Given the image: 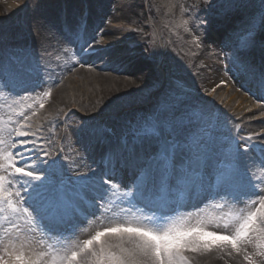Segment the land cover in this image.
I'll list each match as a JSON object with an SVG mask.
<instances>
[{
	"label": "snow or ice",
	"instance_id": "obj_1",
	"mask_svg": "<svg viewBox=\"0 0 264 264\" xmlns=\"http://www.w3.org/2000/svg\"><path fill=\"white\" fill-rule=\"evenodd\" d=\"M203 3L191 25L196 45L201 29L216 31L227 71L256 97L259 115L249 119H264V0ZM70 31L81 67L97 59L143 79L150 59L158 94L139 119L110 117L119 132L105 110L84 121L76 161L63 148L53 152L43 126L33 124L37 108L7 105V119L0 117V264H192L189 253L212 252L264 264V178L253 171L264 168V129L226 128L180 69L132 47L104 46L99 29L88 36L83 11ZM17 39L0 29V96L27 99L41 89L50 97L43 90L56 76L49 48L29 51ZM209 201L238 210L199 215Z\"/></svg>",
	"mask_w": 264,
	"mask_h": 264
},
{
	"label": "rangeland",
	"instance_id": "obj_2",
	"mask_svg": "<svg viewBox=\"0 0 264 264\" xmlns=\"http://www.w3.org/2000/svg\"><path fill=\"white\" fill-rule=\"evenodd\" d=\"M102 3L103 6L106 7V16L103 17V20L108 21V23L114 21L110 25V30H113L114 27L125 29L124 31H120V33H116L118 38L123 37V40L118 41L126 43L128 47L135 48L136 44L143 42L145 43L144 51L146 56H156L158 59L164 60L166 63L180 69L179 74L192 85L193 92H198V95L205 102H208V107L214 108V110L217 111L221 116L222 123L226 122V128H231L233 124H240L241 122L239 119L243 117L247 118L249 122L253 121L249 118L258 111L255 107L257 102L256 98L239 90L236 83H243V80L227 71V62L223 67L222 64H218V61L221 62V58H224L220 48L217 47L218 41H215L216 38H220L219 35L216 37L213 30L205 33L203 29H201L198 35L203 40V44L198 47L195 43L191 25L195 17L204 12L206 5H203V0H119V8L121 9L119 12L111 7L112 3L117 4L116 0H102ZM53 5L56 6V3H53ZM122 7L126 9L125 12L130 11L129 16H127L130 19L129 21L122 19L118 22L119 16L123 13ZM130 7H134L133 10ZM186 9H191V13H187L185 11ZM19 10L23 11L17 14L16 17H18V20L13 24L12 29L15 31L17 30V32L18 29L15 28H24V24L28 21H33L36 14L38 12L40 13L41 9L35 5L32 6L31 0L29 5ZM21 20L24 24L19 23ZM185 21H187V23H185ZM6 26L7 24L2 23L0 29L7 33L9 29H7ZM130 33L137 37L131 40V38H129L131 35ZM18 34L17 37L20 36V32H18ZM98 39L102 41L104 46L108 44L117 45L114 41L106 43L103 42V38L98 37ZM217 53L220 55L219 59L217 58ZM49 58H51V56ZM48 61H50L51 66H53L52 60ZM146 62L150 70L151 60H146ZM209 72L217 74L218 76L208 79L206 75L210 74ZM148 74L152 75L150 71H148L146 75ZM151 85L153 92L149 98L141 94L131 95L126 96L124 99L116 100L113 104H105L103 106L98 104L93 107H89L88 102L80 99L75 108L76 111L71 110L68 112L75 111V113H70L68 116L57 114L51 121L43 123L44 125L38 123V126H43V134L50 138L54 153L60 148H63L64 151L62 155L68 156L73 160L75 155L73 156V150L71 149L72 144L67 143V137L71 135L73 129L79 130L84 121L98 115L102 110L106 111V117H113L118 114L119 117L128 121L121 115L125 108L128 109L132 107L130 111L132 113L125 114L127 118H129L133 113L137 112L133 111L137 107L143 106L146 103L149 104L145 106H149L155 102L156 93L158 92L157 89L153 88V79L149 86ZM213 89H215V91H213ZM154 94L156 95L154 96ZM67 96L69 97V95ZM72 96L79 97L75 91H72ZM7 97L8 94L6 95L5 93L0 99V105L4 106L0 108V117H3L5 120L7 119V113L9 111L7 108ZM95 97H97V93ZM47 101L48 99L42 97L41 92H39L32 96L30 104L39 110V103L45 105ZM16 104H19L18 100ZM145 106L143 109L146 108ZM96 108L97 110H95ZM143 114L145 113H141L137 117L132 116L129 121L139 119ZM241 114L243 115L241 116ZM256 115H258V113ZM261 129H264V125L253 132H258ZM78 156L79 155H77V157ZM237 210L238 209L234 210L233 208L231 212ZM227 213L228 212H216L212 210L211 207H205L198 214L214 217ZM48 243H53V241L46 240L45 244ZM249 250L252 251L253 249L250 248ZM238 262L239 258L235 259L234 263L238 264Z\"/></svg>",
	"mask_w": 264,
	"mask_h": 264
},
{
	"label": "bare ground",
	"instance_id": "obj_3",
	"mask_svg": "<svg viewBox=\"0 0 264 264\" xmlns=\"http://www.w3.org/2000/svg\"><path fill=\"white\" fill-rule=\"evenodd\" d=\"M30 1L31 0H0V18L2 22H5V24H7L6 27L7 29H9L7 30V33L18 36V32H20L22 35H25V33L22 31V27L15 28L18 29V32H16L17 30L15 31L12 29L13 24L18 20V17H16L17 14L22 13L23 11L19 9H24L25 6L30 4ZM41 1V4L44 5H42V17L46 19L48 12H55V10L49 7V5L45 3V1L52 2L56 0H32V6L35 5L39 7ZM63 5L68 8L71 3L69 2V0H66ZM111 7L117 12L121 11V9L119 8L120 4L112 3ZM130 8L133 10L134 7ZM122 10L123 13L121 14V16H119L118 22L122 19L129 21L130 19L127 16H129L130 11L125 12L126 9L124 7H122ZM70 14L71 13L67 14L69 18L64 19V22L60 24L57 22L56 26L58 24L59 26L55 27L54 29H51L50 27V20H47L45 22V20L39 18L41 24H37L34 21L33 29L28 31V35L31 38V41L27 40V38H24V40L19 42V45H21L22 47H26L29 51H41L42 44L45 47H48L49 51L51 52L52 58L48 57L47 59L52 60L53 63V58L59 56V62L57 61L58 63H56L57 65H59V67L55 68L56 76L47 79V82L44 85V88H50L52 93L50 97L47 98V104H45L42 109L37 110V114L33 116L34 126H38V123L43 124L51 121L57 114L69 115L70 113L68 112L71 110H75L80 99L82 101L88 102L89 107H93L98 104L101 106L105 104H113L114 101L124 99L126 96L131 95L141 94L144 97L148 98L150 96L149 93L153 92L152 85L149 86L153 77L151 74L146 75L149 71L146 60L142 65V67L144 68V73L142 74L143 79L138 78L137 75H132V69L128 66H119L115 64L106 65L104 61L97 59H93L90 63H85L84 66L81 67L80 64L77 63V60H79L80 58L77 56H73V51L68 46V43L74 39L72 32L70 31V25L77 21L71 18L69 16ZM48 17L50 18V14ZM100 21L101 20H98V22L96 23L87 24L88 36H91L97 29H99V37L103 38L104 42L114 41L116 43H122L118 40H123V37L118 38V35L116 34L120 32V30L117 27H114L113 30H110V24H108V21ZM19 23H23V21L21 20ZM213 32L217 37L218 34L216 33V31L213 30ZM48 36L49 39H46ZM136 46L137 52L143 54V44L139 43ZM64 49H68V51L65 52ZM85 66L87 68H85ZM209 73L210 74L206 75V78L208 79L216 78L218 76L217 74H212L211 72ZM241 85L242 82L236 83L237 87L245 90V87L247 86L241 87ZM141 88H145L146 91L141 93L139 91V89ZM72 91H75V93L78 94L80 98L77 96H72ZM35 92L36 91L25 93L24 95L27 97V99H21L19 96H8L7 103L8 105L12 104L13 107L17 109V111H19L21 105H23L25 107V111L29 112L30 110L27 108V105L30 104L31 98L35 94ZM96 93L97 97H95ZM67 95H69V97ZM118 97L120 99H117ZM14 100H18L19 104H13ZM97 108L95 110H97ZM75 111H72L71 113H75ZM242 115L243 114H241V116ZM106 119L109 125L115 127L116 130L120 129V126L115 122L114 119L110 117H106ZM120 120L125 121L121 117ZM241 123L244 124V130H246L248 133H251L262 126L260 122L248 124L246 123V120L241 121ZM77 133L78 130L75 129L72 135V139L76 147V151L79 153L81 150ZM76 160H79V156L76 157L74 161ZM209 227L212 230L215 229L214 225H210ZM189 258L192 261V264H235V260L226 261L225 259H221L219 254L216 252L201 254L189 253Z\"/></svg>",
	"mask_w": 264,
	"mask_h": 264
}]
</instances>
